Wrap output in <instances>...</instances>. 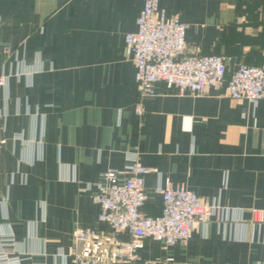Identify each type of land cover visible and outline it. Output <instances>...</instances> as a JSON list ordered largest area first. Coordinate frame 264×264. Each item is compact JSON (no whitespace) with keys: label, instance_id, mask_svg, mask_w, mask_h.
I'll list each match as a JSON object with an SVG mask.
<instances>
[{"label":"crops","instance_id":"0c3cea01","mask_svg":"<svg viewBox=\"0 0 264 264\" xmlns=\"http://www.w3.org/2000/svg\"><path fill=\"white\" fill-rule=\"evenodd\" d=\"M143 3L0 0V71L9 76L0 89V233L13 235L22 264H61L56 253L72 248L105 260L113 234L98 219L96 184L124 167L126 152L151 169L145 214L161 213L156 189L167 185L221 209L185 242L144 239L139 260L111 264H264V223L251 214L264 210V99L232 100L225 83L177 95L158 82L140 100L124 36ZM159 4L187 25L186 55L223 56L226 79L264 63V0ZM77 230L92 235L78 242Z\"/></svg>","mask_w":264,"mask_h":264},{"label":"built area","instance_id":"2783aa9c","mask_svg":"<svg viewBox=\"0 0 264 264\" xmlns=\"http://www.w3.org/2000/svg\"><path fill=\"white\" fill-rule=\"evenodd\" d=\"M187 25L176 16H168L159 0H144L136 20V30L124 36L125 51L134 64V79L140 100L155 95V84L163 82L177 95L201 96L208 87L225 83L226 96L232 100H246L255 105L264 99V63L260 66L240 65L226 79L227 67L223 56L186 55ZM9 76L0 71V89L7 87ZM134 113L140 117V102ZM121 170H109L104 182L96 184L94 202L98 219L112 231L108 255L104 261L87 259L76 252L58 251L55 257L61 264L70 258L73 264L130 263L140 259L138 252L144 239L164 245L185 242L198 225L205 227L221 209L206 204L194 192L183 187L157 188L161 196V213L149 216L142 212L146 202L144 178L151 169L139 162V155L126 152ZM116 178L122 181L115 182ZM252 224L264 223V210H252ZM119 234H127L121 241ZM92 232L77 230L75 239L86 242ZM24 257L14 249L12 234L0 233V264H22ZM31 264H45L34 262Z\"/></svg>","mask_w":264,"mask_h":264}]
</instances>
